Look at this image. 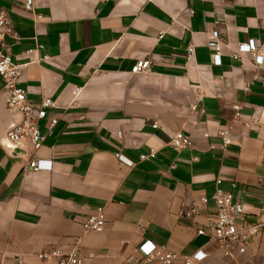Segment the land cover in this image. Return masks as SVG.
<instances>
[{"label":"crops","instance_id":"obj_1","mask_svg":"<svg viewBox=\"0 0 264 264\" xmlns=\"http://www.w3.org/2000/svg\"><path fill=\"white\" fill-rule=\"evenodd\" d=\"M1 8L15 28L7 41L13 60L24 64L28 98L49 97L56 106L40 120L48 134L40 149H5L17 114L0 82V264L19 256L25 264H58L38 256L53 248H78L83 264H142L139 247L147 240L181 256L207 252L196 264H264V233L233 256L197 233L215 213L213 201L200 197L213 194L218 176L236 182L235 199L250 219L261 204L264 64L233 53L251 38L264 49V0H35L33 11L25 0H0ZM214 29L221 65L207 43ZM139 58L151 67L134 72ZM52 117L58 121L49 134ZM225 125L233 143L221 149ZM177 131L191 136V147L171 146ZM151 147L157 156L141 161ZM30 158L50 159L52 168H28ZM193 202L199 214L182 220ZM97 207L105 210V228L85 231L83 218Z\"/></svg>","mask_w":264,"mask_h":264},{"label":"built area","instance_id":"obj_2","mask_svg":"<svg viewBox=\"0 0 264 264\" xmlns=\"http://www.w3.org/2000/svg\"><path fill=\"white\" fill-rule=\"evenodd\" d=\"M35 0H25V9L33 11ZM15 35L9 12L0 9V82H3L7 92V103L10 110H14L17 117L9 124L6 140L2 143L5 149L16 150L24 144L29 143L33 149H40L48 134H45L40 129V120L48 115V109L55 107L56 103L52 98L46 97L40 103H34L28 98V89L21 85V76L23 74L24 64L16 62L12 58L11 45L7 41L8 36ZM163 34H160L162 36ZM208 46L213 50L212 60L214 64H222V41L220 31L214 29L208 33ZM30 49L29 52H33ZM196 52V45L191 43L188 46V59L191 60ZM253 55L255 64L262 66L264 64V49L258 46L255 39L251 38L247 42L238 44L233 57L241 58L243 53ZM48 59L49 56H44ZM151 67L150 59L139 58L132 70L141 72L148 70ZM237 115L240 114V106L236 105ZM58 119L52 117L48 124L49 134L52 132ZM157 126V123L154 124ZM119 135L121 132L118 133ZM218 134L221 138L218 145L221 149H226L233 143V135L231 127L228 125L222 126ZM171 146L175 150H182L191 147L193 142L189 134L183 131H177L170 140ZM215 147V145H212ZM117 158L134 164L132 160L127 158L123 153L117 152ZM157 156V149L151 147L147 152H142L139 156L141 161L151 160ZM198 159V157H194ZM26 167L34 170H50L52 168V160L45 158H30ZM225 178L218 176L216 178V187L213 194L209 197L202 195L200 202L208 204L213 201L215 205V213L208 218L205 223L197 227V233L207 237L209 240L216 241L223 249L225 255L233 256L234 249L237 248L239 253L246 250L249 242L264 233V189L261 204L255 213V218L250 219L247 215L246 205L239 199H235L234 190L236 182L230 180L225 184ZM200 212V204L193 202L189 207L185 208L181 214V219L184 221H192ZM107 217L103 207L97 209L83 218L82 225L85 231H102L105 228ZM139 250L142 257V264H150L153 260H159L162 264H174L177 260L182 259L184 264H196L204 260L208 253L202 249L194 251L187 256H181L179 253L170 251L164 246H157L155 243L147 240L143 242ZM40 258L48 259L57 257L58 264H83L78 248L70 250L66 253L59 249L53 248L49 251L38 254ZM136 256H131L128 260L132 262L136 260ZM16 264H25L24 258L19 256L16 259Z\"/></svg>","mask_w":264,"mask_h":264}]
</instances>
